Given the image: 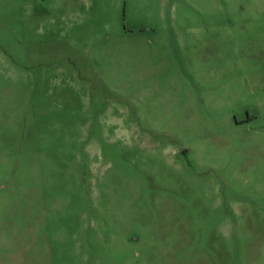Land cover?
Returning <instances> with one entry per match:
<instances>
[{"label": "rangeland", "instance_id": "rangeland-1", "mask_svg": "<svg viewBox=\"0 0 264 264\" xmlns=\"http://www.w3.org/2000/svg\"><path fill=\"white\" fill-rule=\"evenodd\" d=\"M0 264H264V0H0Z\"/></svg>", "mask_w": 264, "mask_h": 264}]
</instances>
